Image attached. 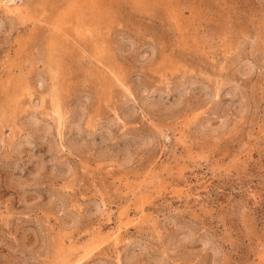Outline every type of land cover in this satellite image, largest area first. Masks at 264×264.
<instances>
[{
  "label": "rangeland",
  "instance_id": "obj_1",
  "mask_svg": "<svg viewBox=\"0 0 264 264\" xmlns=\"http://www.w3.org/2000/svg\"><path fill=\"white\" fill-rule=\"evenodd\" d=\"M0 264H264V0H0Z\"/></svg>",
  "mask_w": 264,
  "mask_h": 264
},
{
  "label": "bare ground",
  "instance_id": "obj_2",
  "mask_svg": "<svg viewBox=\"0 0 264 264\" xmlns=\"http://www.w3.org/2000/svg\"><path fill=\"white\" fill-rule=\"evenodd\" d=\"M2 2V1H1Z\"/></svg>",
  "mask_w": 264,
  "mask_h": 264
}]
</instances>
